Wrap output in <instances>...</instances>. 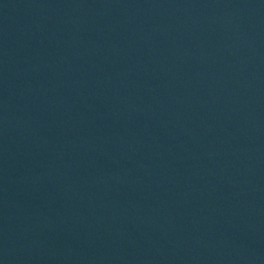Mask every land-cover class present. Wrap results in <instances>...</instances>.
Masks as SVG:
<instances>
[{
	"label": "water",
	"instance_id": "water-1",
	"mask_svg": "<svg viewBox=\"0 0 264 264\" xmlns=\"http://www.w3.org/2000/svg\"><path fill=\"white\" fill-rule=\"evenodd\" d=\"M0 264H264V18L0 0Z\"/></svg>",
	"mask_w": 264,
	"mask_h": 264
}]
</instances>
